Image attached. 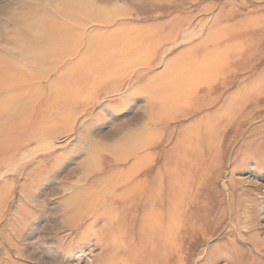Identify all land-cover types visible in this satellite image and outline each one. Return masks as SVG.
<instances>
[{"label":"rangeland","instance_id":"rangeland-1","mask_svg":"<svg viewBox=\"0 0 264 264\" xmlns=\"http://www.w3.org/2000/svg\"><path fill=\"white\" fill-rule=\"evenodd\" d=\"M251 16L229 31L250 45L226 80L163 76ZM110 188L140 194L135 228L141 202L186 204L162 262L134 261L130 240L144 230L159 251L167 223L152 208L134 233L100 205ZM127 262L264 264V0H0V264Z\"/></svg>","mask_w":264,"mask_h":264},{"label":"crops","instance_id":"crops-1","mask_svg":"<svg viewBox=\"0 0 264 264\" xmlns=\"http://www.w3.org/2000/svg\"><path fill=\"white\" fill-rule=\"evenodd\" d=\"M221 16L219 17L222 20H219L220 23L223 21H227V17H231L230 13H220ZM254 19L259 16H253ZM253 17H247L244 19H239L237 22L229 25H220L217 28L212 29V35H213V50L214 54L212 56H206V58L199 59L197 56L192 61L190 60L193 55H186L184 53L179 54L178 60H174V65L177 67L174 70L170 69L168 72H166L163 76H168L167 73L170 74H177L179 73L177 79H180L178 81L179 85L183 88L185 84L190 82L189 84L191 87H208L210 83H215L218 81V79L226 80L229 76H231V73L234 69H236V66H238L240 63H238L239 58L244 55V52L248 50V43L247 41L241 39V35H236L237 33H234V36H231L229 31H239L238 29H249L252 25H254L255 22H253ZM243 27V28H242ZM230 34V35H229ZM233 41H229L228 39H231ZM239 40L242 41L241 44L236 45L234 41ZM253 45V44H251ZM201 48V45L197 46V48ZM198 48V49H199ZM212 58V59H211ZM231 63L230 65L227 63ZM174 65H170L174 67ZM205 71L211 72V74L204 75ZM229 72V73H228ZM214 73V74H213ZM197 74V75H195ZM221 75L227 76L226 78L223 77L221 79ZM261 77L253 78L254 81L259 80ZM190 79V80H189ZM194 79V80H192ZM163 81L165 79H162ZM263 80V77H262ZM177 83V82H176ZM223 84V83H221ZM204 89L201 93H210L207 91V89ZM202 89V88H201ZM251 91V90H250ZM214 91H212L213 93ZM214 94H218L217 92H214ZM169 100V102H180L182 101L181 97H174L173 99L169 96L165 97L163 101ZM225 106H229L225 105ZM243 123H237L236 126H241Z\"/></svg>","mask_w":264,"mask_h":264},{"label":"bare ground","instance_id":"bare-ground-1","mask_svg":"<svg viewBox=\"0 0 264 264\" xmlns=\"http://www.w3.org/2000/svg\"><path fill=\"white\" fill-rule=\"evenodd\" d=\"M208 56H212L211 53H209ZM199 103L201 104L203 102H198V104ZM171 116H173V115L167 116V118L168 117L171 118ZM118 157H120V159L119 158L118 159L121 161L122 160V156H120V153H119ZM127 175H128V173H127ZM127 175H126L127 180H130L131 177L127 176ZM122 182H123V180L117 179L116 182L114 183L113 187L120 185ZM115 188H110L109 189L110 192L106 193V196L104 197V199H102V202L100 203V205L104 204L105 206H107L108 204H111V205L117 204L119 206V208H120V210L118 211V214L122 215L124 220L130 219L128 215H130V216L134 215L133 216L132 225H130L134 229V233H138L141 227L143 229H147V226L150 224V221L152 222L153 221L152 219H154V218H155V221L160 223L161 227L165 225V222L167 223L168 232L161 237V242L158 244V249H160L159 251L148 249L150 247V245L147 242H148V238L150 237V234L146 233L144 230H141L140 233L136 234L137 237H138V239H137L138 241H134L133 237L130 240V244H132V245H134V243H140L141 244V252L134 256V261L146 262L151 257L154 258V257L158 256L157 258L159 259V262H162L161 260H164V258H165L163 256H166L165 251L167 249H169L170 247H173V242L170 239V232H171L172 228L173 229L174 228L178 229L177 225H178V222L182 221V219H183L182 216L186 217L189 214V211H187V213H185V214H182V212L184 210H181V209H183V207H185L186 204L185 203H181L180 204V203H176V202H172L171 201L167 205L162 204V207L158 206L157 209H156V204L153 201L152 202H145V203L141 202V205H145L146 204V206H145L146 209H143L142 212L140 213L141 215H140V217L138 219L140 221V224H139L138 227L135 228V226H136L135 223H137V222L135 221L136 220L135 219V213L132 214V211H134L135 210L134 207H136L135 206L136 205L135 204L136 197L137 196L140 197V194L136 193L135 191H131V189H128V190L124 189L122 192L114 193V192H112V190L113 191L116 190ZM174 188L175 187H172V189H174ZM130 199H131V202H129ZM95 202L96 201H94L92 203L90 202L89 204L82 203V204H80L79 209L80 210L82 209L81 212L86 213L85 212L86 210L93 209V206H95L94 205ZM98 203H99V200H98L97 204ZM126 205H129V210H130L129 212L126 211ZM132 205H134V207ZM152 208H153V212L155 214H154V218L150 219V213H151V209ZM201 213H203V211H201ZM102 217L105 218V220L107 222L108 221H110L112 223H116L117 222V218H116L117 216L113 217V216H110V215L109 216L108 215H103ZM156 217H165L166 219L157 220ZM157 228L158 227L152 223V229H157ZM149 232H151V231H149ZM143 248L147 249V251L145 253L142 252ZM173 249H174V247H173ZM131 259H132V257H131ZM157 263H158V261H157ZM127 264H128V262H127ZM148 264H150V263H148Z\"/></svg>","mask_w":264,"mask_h":264}]
</instances>
